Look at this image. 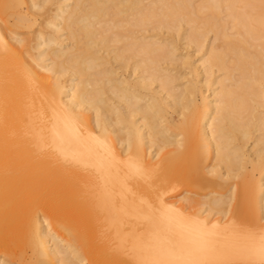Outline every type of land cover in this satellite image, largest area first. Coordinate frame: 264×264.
I'll return each instance as SVG.
<instances>
[{
  "label": "bare ground",
  "instance_id": "bare-ground-1",
  "mask_svg": "<svg viewBox=\"0 0 264 264\" xmlns=\"http://www.w3.org/2000/svg\"><path fill=\"white\" fill-rule=\"evenodd\" d=\"M27 247L264 264V0H0V264Z\"/></svg>",
  "mask_w": 264,
  "mask_h": 264
},
{
  "label": "rangeland",
  "instance_id": "rangeland-1",
  "mask_svg": "<svg viewBox=\"0 0 264 264\" xmlns=\"http://www.w3.org/2000/svg\"><path fill=\"white\" fill-rule=\"evenodd\" d=\"M25 10H27V9H25ZM36 11V10H35ZM38 14V13H37ZM36 14V15H37ZM40 14H38L36 17H37V21H36V23L34 24V26H32L31 28H24V29H19V30H22L21 32L23 33L22 34V37H32L33 35H34V33L36 32V30H38V29H40V28H42V26L40 27V24H41V22H42V16H41V18H39L40 16H39ZM39 16V17H38ZM39 20V21H38ZM13 22V20L12 19H10V24ZM40 23V24H39ZM28 32V33H27ZM25 33V34H24ZM33 33V34H32ZM31 36H30V35ZM28 35V36H27ZM211 36V35H210ZM34 41V40H33ZM32 41V43H34ZM182 41V40H181ZM180 41V45H182V44H184V45H182V47L180 46V51L178 52V53H180V54H182V57H184V56H186V57H188L189 56V58H190V60H192L193 62H195V63H197V66H199L200 65V62L198 61V56H199V54L197 53V55H196V52H195V50H194V48H190V47H188V46H185V42L186 41H182L181 42ZM183 48H185V49H183ZM189 49V50H188ZM183 51V52H182ZM185 53H187V54H185ZM188 53H189V55H188ZM192 53H194V54H192ZM194 57H193V56ZM197 56V57H196ZM181 65V67H179L178 68V66H180ZM175 66H177V69H179L181 72H182V74H183V79H181L180 81H177V82H182V83H186L187 81H189V80H191V78L193 79H197V76L195 75V73H192L191 72V74L189 73L190 71H189V68H186L185 66H183L180 62H178V64L177 65H175ZM183 66V67H182ZM194 66V65H193ZM183 69H185V70H183ZM176 70H173L172 72H175ZM178 71V70H177ZM180 71H178V72H180ZM184 71V72H183ZM180 72V73H181ZM218 72V73H217ZM187 74V75H186ZM189 74V75H188ZM218 75V74H222L223 75V71H221V73L219 72V71H216V73H215V75ZM221 75V76H222ZM184 76H185V79H186V76H188L187 77V79L185 80L184 79ZM184 83V84H185ZM206 94H209V90L206 92ZM173 118H174V120H177L176 118H178L175 114H173ZM172 129L174 130L175 129V126H172ZM175 131H178V130H176L175 129ZM251 144V142H249L248 143V147L250 146H252V145H250ZM199 163H197V162H195L193 165H198L199 167H200V165H201V167H203L204 168V171L206 170V166L209 164V162H208V158H206L205 160H201V161H198ZM251 165H249L248 166V170H251V167H250ZM252 172V171H251ZM258 175L259 174H257V172H255V176H257L258 177ZM249 177H251L250 175H248V176H244V178H246V180L243 178V177H241V178H239V179H237V180H231L228 184H227V187H223L224 188V191H223V188H221V189H219V188H217L219 191H221V192H225L226 190H228L229 189V187L233 184V183H235V182H237V183H239V187L241 188V187H243L242 186V184H247L248 182H249V180L251 181V179L249 178ZM256 178V177H255ZM244 180V181H243ZM234 181V182H233ZM241 183V184H240ZM202 187H200V188H195V189H197V191L196 192H198V190L199 189H201ZM208 188V189H207ZM227 188V189H226ZM207 191H206V190ZM211 189V190H210ZM202 190V192H200ZM199 192L201 193V194H205V193H208V192H210V191H212L213 189L211 188V187H203L202 189H201ZM198 192V193H199ZM247 200H248V198L247 197H244L243 195H239L237 198H236V203H235V205H238V207H239V209L240 210H242V211H244V213H245V211H248L249 209H250V206H248L247 205ZM250 213V212H249ZM27 250L26 251H24V253H21L20 254V256L19 257H21L20 259H19V257H18V259H16V258H13L12 259V261H11V263L13 262L14 264H21V261L23 260V258L25 257V255H29V254H31L32 253V250L30 249V247H27L26 248ZM29 249H30V251H29ZM23 256V257H22ZM15 260V261H14ZM17 260V261H16ZM21 260V261H20ZM252 261V262H251ZM250 262V264L251 263H253V264H257V263H259V260L257 261V259L255 260V262H254V260L252 259V260H250L249 261ZM12 263V264H13ZM53 264V263H52ZM55 264V263H54Z\"/></svg>",
  "mask_w": 264,
  "mask_h": 264
}]
</instances>
